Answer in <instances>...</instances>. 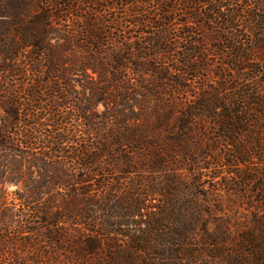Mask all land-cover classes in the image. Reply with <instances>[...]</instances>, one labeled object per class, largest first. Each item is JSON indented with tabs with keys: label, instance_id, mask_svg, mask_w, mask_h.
<instances>
[{
	"label": "trees",
	"instance_id": "obj_1",
	"mask_svg": "<svg viewBox=\"0 0 264 264\" xmlns=\"http://www.w3.org/2000/svg\"><path fill=\"white\" fill-rule=\"evenodd\" d=\"M0 264H264V0H0Z\"/></svg>",
	"mask_w": 264,
	"mask_h": 264
},
{
	"label": "rangeland",
	"instance_id": "obj_2",
	"mask_svg": "<svg viewBox=\"0 0 264 264\" xmlns=\"http://www.w3.org/2000/svg\"><path fill=\"white\" fill-rule=\"evenodd\" d=\"M96 9L98 10L99 7H97ZM183 11H184V10H183ZM119 13H120V12H118V14H119ZM175 19H176V21H177L175 24H178L180 21H184V15H182V13H181V14L179 13V16L177 15V17H176ZM174 28L177 29L178 26H175ZM98 110L100 111V110H102V108L99 107ZM183 172H184V174H186V173H187L186 169H184ZM212 174H215V172H214L213 170H211V169H205V170H202L201 173H200V181H201V183H202L204 189H206V190H208V191H210V190L212 189V187H214L216 181L218 180V179H212V178H211ZM215 186H216V185H215ZM14 190H15L14 187H9V188L7 189L8 192H12V191H14ZM212 229H213V225H212L211 223H209V224L207 225V227H206V230H207V231H212ZM29 253H31V252L29 251Z\"/></svg>",
	"mask_w": 264,
	"mask_h": 264
}]
</instances>
